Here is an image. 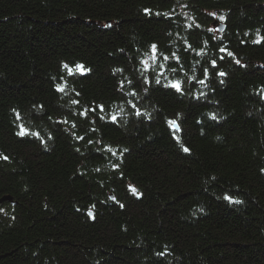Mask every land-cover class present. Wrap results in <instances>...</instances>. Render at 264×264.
Returning a JSON list of instances; mask_svg holds the SVG:
<instances>
[{
    "label": "trees",
    "instance_id": "trees-1",
    "mask_svg": "<svg viewBox=\"0 0 264 264\" xmlns=\"http://www.w3.org/2000/svg\"><path fill=\"white\" fill-rule=\"evenodd\" d=\"M3 195L0 264H264V0H0Z\"/></svg>",
    "mask_w": 264,
    "mask_h": 264
},
{
    "label": "snow or ice",
    "instance_id": "snow-or-ice-1",
    "mask_svg": "<svg viewBox=\"0 0 264 264\" xmlns=\"http://www.w3.org/2000/svg\"><path fill=\"white\" fill-rule=\"evenodd\" d=\"M213 67H216V65L213 64ZM206 74H207V73H206ZM217 75L223 76L224 73L219 72V73H217ZM157 83H159V81H158ZM201 83H203V82H201ZM169 87H171L172 89H174V90L177 91V92H180V91H181V87H180V85H179L178 83H173V84L169 85ZM184 150H185L186 152L188 151L187 148H185ZM225 200H228L229 202H232V203H239V201H233V200L231 199V197H229V196H225Z\"/></svg>",
    "mask_w": 264,
    "mask_h": 264
},
{
    "label": "water",
    "instance_id": "water-1",
    "mask_svg": "<svg viewBox=\"0 0 264 264\" xmlns=\"http://www.w3.org/2000/svg\"><path fill=\"white\" fill-rule=\"evenodd\" d=\"M214 25L217 27V29L219 30H223L225 28V25H223L222 23H214ZM177 127V126H176ZM4 202H11L13 204H16V201L13 200L12 196L10 195H3L2 197H0V205Z\"/></svg>",
    "mask_w": 264,
    "mask_h": 264
}]
</instances>
